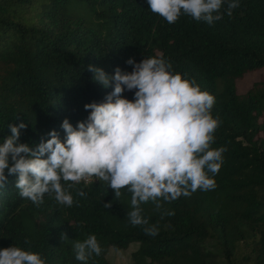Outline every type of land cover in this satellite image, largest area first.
I'll return each mask as SVG.
<instances>
[{
    "label": "trees",
    "instance_id": "trees-1",
    "mask_svg": "<svg viewBox=\"0 0 264 264\" xmlns=\"http://www.w3.org/2000/svg\"><path fill=\"white\" fill-rule=\"evenodd\" d=\"M227 2L222 19L209 25L184 14L169 24L147 0H0V143L10 124L24 123L19 142L35 148L52 130L63 139L65 118L73 127L85 120L84 105L111 91L92 79L89 65L112 75L116 67L130 72L129 58L162 56L214 97L211 115L220 123L210 148L227 149L219 172L208 173L213 189L170 203L161 198L160 209L140 205L155 236L129 223L126 188L116 199L106 182L81 181L68 189L73 206L58 204L54 194L36 206L5 171L0 249L39 253L46 264H82L72 241L94 234L103 251L87 264H110L107 249L129 242L136 243L130 264H264V79L243 92L235 85L264 67V0H238L230 16ZM124 96L133 99L132 92Z\"/></svg>",
    "mask_w": 264,
    "mask_h": 264
},
{
    "label": "clouds",
    "instance_id": "clouds-1",
    "mask_svg": "<svg viewBox=\"0 0 264 264\" xmlns=\"http://www.w3.org/2000/svg\"><path fill=\"white\" fill-rule=\"evenodd\" d=\"M225 0H147L150 11L175 23L181 14L209 25L222 19L220 10ZM239 7L238 0H228L226 12ZM132 70L114 69L112 75L91 65L92 79L111 88L102 102L84 105L88 116L75 127L65 118L61 123L64 138L55 130L50 137L32 148L20 143V130L26 125H9L11 135L0 143V188L8 175H16L15 188L22 198L36 206L45 194H54L55 201L71 207L74 200L68 189L86 178L104 181L121 196V189L131 193L128 221L144 225L146 235L155 236L158 229L149 226L142 215V203L152 201L161 208L160 199L172 202L189 197L198 189L211 190L215 181L208 173L217 174L223 163L226 147L210 148L219 118L211 109L215 99L202 91L194 81L172 71V64L161 57H147L139 63L126 61ZM132 92L129 100L124 93ZM11 161V162H10ZM73 182L65 185L62 182ZM83 196L81 191L78 193ZM111 206V202L104 205ZM166 215H174L167 211ZM61 239L68 240L66 235ZM29 241L25 240V244ZM75 259L87 264L103 249L97 237L89 234L84 240L72 241ZM0 264H46L39 253L10 246L0 249Z\"/></svg>",
    "mask_w": 264,
    "mask_h": 264
},
{
    "label": "rangeland",
    "instance_id": "rangeland-1",
    "mask_svg": "<svg viewBox=\"0 0 264 264\" xmlns=\"http://www.w3.org/2000/svg\"><path fill=\"white\" fill-rule=\"evenodd\" d=\"M264 79V67L257 70L245 72L241 78L236 81L237 92L245 91L252 81ZM136 247L135 242H129L124 248L109 247L106 251V258L110 264H130V251Z\"/></svg>",
    "mask_w": 264,
    "mask_h": 264
},
{
    "label": "built area",
    "instance_id": "built-area-1",
    "mask_svg": "<svg viewBox=\"0 0 264 264\" xmlns=\"http://www.w3.org/2000/svg\"><path fill=\"white\" fill-rule=\"evenodd\" d=\"M94 179H96V178H94V177L93 178H86V179L82 180V182L87 183V182L94 180Z\"/></svg>",
    "mask_w": 264,
    "mask_h": 264
}]
</instances>
